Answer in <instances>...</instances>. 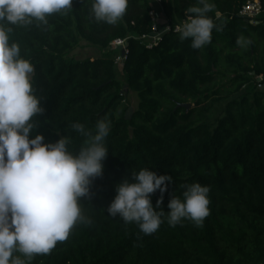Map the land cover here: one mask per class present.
I'll return each mask as SVG.
<instances>
[{"label": "trees", "instance_id": "trees-1", "mask_svg": "<svg viewBox=\"0 0 264 264\" xmlns=\"http://www.w3.org/2000/svg\"><path fill=\"white\" fill-rule=\"evenodd\" d=\"M246 1L213 0L208 15L220 13L222 31L214 29L211 43L200 49L175 31L196 0L161 1L171 30L152 47L141 39L152 32L151 0H129L114 25L95 20L92 0H73L46 25H11L10 42L34 64L33 85L45 109L33 117L38 127L30 138L42 133L47 143L67 135L78 152L85 137L73 123L94 131L98 120L111 121L103 174L81 198L90 223L78 222L32 264H264V11L255 22L244 19L239 12ZM240 36L251 43L237 45ZM118 38L128 42L125 81L109 50ZM83 39L104 53L71 56ZM126 85L139 98L129 116ZM142 168L173 177L166 192L151 194L154 206L163 195L165 211L151 235L107 211L116 186ZM196 182L210 188V214L200 227L187 219L171 227L170 199H183L184 186Z\"/></svg>", "mask_w": 264, "mask_h": 264}, {"label": "clouds", "instance_id": "clouds-1", "mask_svg": "<svg viewBox=\"0 0 264 264\" xmlns=\"http://www.w3.org/2000/svg\"><path fill=\"white\" fill-rule=\"evenodd\" d=\"M128 3L92 0L91 12L96 21L114 25L124 17ZM72 7L73 0H0V264H32L37 255L50 254L65 241L78 222L90 223L81 198L90 195L94 178L103 174L111 121L98 120L94 131L73 123L85 137L78 152L70 149L67 135L47 143L42 133L30 138L38 127L33 117L45 109L33 85L34 64L21 55L17 42H10L11 25H46L49 15L66 14ZM214 9L213 0H196L189 6L188 19L176 29L181 41L191 38L194 49L210 44L213 30L222 31L216 23L220 13L215 12V19L208 15ZM236 43L245 47L251 40L240 36ZM132 177L116 186L107 211L151 235L165 217L160 208L163 195L154 206L151 194L166 192V182L173 177L150 168L133 171ZM184 187L183 199L173 196L169 201L167 222L175 227L187 219L200 227L210 214V188L199 182Z\"/></svg>", "mask_w": 264, "mask_h": 264}, {"label": "built area", "instance_id": "built-area-1", "mask_svg": "<svg viewBox=\"0 0 264 264\" xmlns=\"http://www.w3.org/2000/svg\"><path fill=\"white\" fill-rule=\"evenodd\" d=\"M263 11H264V3L262 0H247L243 4L242 8L240 9L239 15L246 20H249L251 22H255L257 17ZM151 15H152L153 21H154L153 26H152V32L148 35H144L143 37H141V39H143L148 44L149 47H152L153 45L157 44V42L162 38L164 33L171 30V26L169 25V23L167 21H166L165 25L161 28V30L158 29V24H159L158 23V15H159V13L158 12L157 13L151 12ZM185 21L186 20H184L183 23ZM182 24L176 26L175 31ZM111 45L113 46V48L115 50L120 49V50H117L118 52H120V55L118 56V58H116V62L122 63L126 59V53L128 52L127 38L115 39L111 43Z\"/></svg>", "mask_w": 264, "mask_h": 264}, {"label": "rangeland", "instance_id": "rangeland-1", "mask_svg": "<svg viewBox=\"0 0 264 264\" xmlns=\"http://www.w3.org/2000/svg\"><path fill=\"white\" fill-rule=\"evenodd\" d=\"M161 1L162 0H151L152 6H153L152 7L153 10L151 12H154V13L158 12L159 13V15H158V23H159L158 29H160V30L166 23V19L164 18V14L162 13V9H161ZM109 50L115 52V54H114L115 59L118 58V56L120 55V52L117 51L120 49L115 50L112 45H110ZM104 51H105L104 48H101L100 46L91 44L90 42L83 39V40H81L80 45L75 50H73L71 52V56H73L74 58L79 59V60H84V59H88V58L99 57L100 55H102L104 53ZM116 63H117L118 78L121 81H125V76H124L123 71H122V64H121V62H116ZM259 81H261V77H260ZM261 87L264 88V85H262ZM127 95H128V103L130 104V108L127 111V116H129L132 114L133 110L137 107V105L139 103V98L135 92H132L130 90H128Z\"/></svg>", "mask_w": 264, "mask_h": 264}, {"label": "water", "instance_id": "water-1", "mask_svg": "<svg viewBox=\"0 0 264 264\" xmlns=\"http://www.w3.org/2000/svg\"><path fill=\"white\" fill-rule=\"evenodd\" d=\"M125 87H126V93H128V85H126ZM178 106H183V107H186L187 109H189L191 107V103H180V104H178Z\"/></svg>", "mask_w": 264, "mask_h": 264}]
</instances>
